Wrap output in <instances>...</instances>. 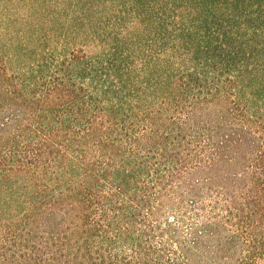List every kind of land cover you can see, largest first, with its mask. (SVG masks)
I'll list each match as a JSON object with an SVG mask.
<instances>
[{
    "label": "trees",
    "instance_id": "1",
    "mask_svg": "<svg viewBox=\"0 0 264 264\" xmlns=\"http://www.w3.org/2000/svg\"><path fill=\"white\" fill-rule=\"evenodd\" d=\"M0 264H264V0H0Z\"/></svg>",
    "mask_w": 264,
    "mask_h": 264
}]
</instances>
